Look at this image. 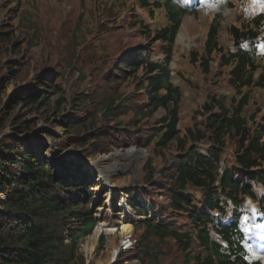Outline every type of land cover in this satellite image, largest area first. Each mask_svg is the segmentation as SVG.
<instances>
[{
  "label": "trees",
  "instance_id": "obj_1",
  "mask_svg": "<svg viewBox=\"0 0 264 264\" xmlns=\"http://www.w3.org/2000/svg\"><path fill=\"white\" fill-rule=\"evenodd\" d=\"M139 1L140 7L147 9L148 21L144 24L148 34L160 43L159 48L133 47L137 56H127L118 60L117 65L112 64L110 74L79 93L76 101H71L68 92L52 86V93L68 96L61 101L70 110L67 115L60 114L67 107L57 105L51 113L46 109L41 114L58 117L65 127V138L75 147H93V143L105 138V124L108 147L118 146L112 137L121 136L124 143L148 149L149 158L140 182L149 185L159 172L162 195L171 199L169 206L163 207L169 208L174 219L180 217L178 213L185 216L189 227L177 225L176 219L165 222L161 218L158 223L143 220V234L136 250L142 264H175L176 254V264H250L244 259L246 251L240 244L242 232L237 218L246 196L258 198L264 204V196L253 194L255 184L260 182L264 195V100L255 97L264 89V52L260 48L264 44V12L258 9L245 18L236 6L237 14L228 29V38L234 45L226 48L217 38L219 15H212L204 46L189 50L185 58L209 75L210 65L215 62L213 56H218L217 67L226 72L228 92L209 91L202 104L192 110L191 123L180 128L184 94L179 84L171 82L169 64L173 38L186 9L175 0H134L136 5L128 9L121 3L118 14L135 15ZM196 17L199 19V15ZM25 19L27 23L32 21L27 12ZM10 38H16L12 31L9 36H1L4 41ZM28 38L31 41L32 37ZM243 41L249 42V50L241 48ZM13 52L18 54L17 49ZM153 52L163 57L150 61ZM75 59L76 47L67 53L62 64L70 68L68 62ZM139 69L145 76L137 88L144 92L141 103L135 104L125 92L119 93V87ZM16 70L15 64L9 66L10 73ZM78 73L84 79L82 70L78 69ZM181 82L188 85L190 80L182 76ZM47 94L34 99H30L31 93L26 99L12 96L6 106L12 110V105L22 100L39 111L40 105L49 104ZM159 108L165 114L154 119ZM5 115L0 117V130L7 121ZM9 122L12 132L4 135L3 140L0 138V193L4 195L0 202V264H84L80 245L97 222L91 211L93 185L87 173L69 163L56 169L55 163L43 155V140L25 135L35 129V122L31 125L15 117ZM199 144L205 154L199 151ZM170 157L171 165L159 168ZM222 157L226 164L219 174L217 164ZM129 200L140 215L146 213L134 195L130 194ZM228 201L234 206L232 216L227 214ZM215 209L225 214V221L211 227L209 213ZM211 229L220 237H212ZM168 256L172 257L171 262Z\"/></svg>",
  "mask_w": 264,
  "mask_h": 264
},
{
  "label": "rangeland",
  "instance_id": "obj_2",
  "mask_svg": "<svg viewBox=\"0 0 264 264\" xmlns=\"http://www.w3.org/2000/svg\"><path fill=\"white\" fill-rule=\"evenodd\" d=\"M233 1L216 0L214 3L205 1L203 4L207 5L209 11L202 12L199 6L201 15L199 19L197 17L194 19L192 13L184 17V19L188 18L186 23L194 20L195 24L188 26L191 36L187 31L182 32L185 41L181 43V38L179 42L177 41L169 66L171 82L179 84L184 92L179 113L180 128L191 123L192 110L202 104L209 91L210 93L228 92L225 86L226 72L217 67L218 56H213L215 62L210 65L209 75L202 73L197 66L191 65L185 57L188 52L187 46H193L192 49L202 48L211 17L217 13H221L217 21L219 22L218 38L222 44H227L225 31L233 23L232 19L235 16L234 6H231ZM123 2L126 4V9L136 5L134 0H0V83H2L0 117L6 113L5 119H7L5 126L2 125V130H0V138L12 132V125L9 121L14 117L19 118L20 121H27L31 125L35 122V129L29 130L25 135L43 140L46 144L43 155L48 160L56 162V169L62 163H69L87 173V179L93 185L91 211L93 217L97 218V226L93 232L97 229L98 234L95 238H89L91 234L86 236L80 245L85 259L84 264H100L112 251L110 245L114 242L118 249H116L117 255L112 264H142L136 256V250L139 237L143 234V228L136 221L138 216L129 209L126 193L144 192L146 196L141 198L139 195L137 199L145 206L147 215L152 212L154 219L163 218L165 222L176 219L169 212L168 207L166 209L163 207L169 206L171 199L162 195L163 183L158 181L160 173L155 174L149 185L140 182L144 174L143 166L149 158L147 148L136 143H124L121 136L117 139L112 137L114 141H117L118 146L112 144L108 147L110 139L105 124L102 125L105 138L93 143V147L92 145L75 147L65 138L66 130L58 117L41 114L46 109H49L51 113L52 109H57V105L62 108L67 107V111L60 114L67 115L70 110L69 106L61 101L68 99V96L61 92L52 93V86L68 92V95L72 96L71 101H76L79 93L86 92L92 84H96L97 81L110 74L112 64L117 65L118 60H123L127 56H135L137 50L133 47H150L155 50L159 48L160 43L148 34L144 24L148 21L147 9L141 8L139 1V8L135 15L129 16L127 12L119 15L118 7ZM251 2L250 0H237L234 3L239 4L243 8L244 16L248 17L257 8ZM211 11L213 13L208 14ZM26 12L32 17L30 23L26 22ZM121 16H123L122 19ZM11 31L16 38H10L7 41L1 39L3 35L9 36ZM28 36L32 37L31 41ZM74 47H76L77 59L68 62L72 65L69 68L62 64V60ZM16 49L18 54L13 52ZM9 51L11 53H8ZM149 56L151 60L163 57L157 52ZM11 64H15L17 68L13 73L9 72ZM78 69L82 70L84 79L78 73ZM177 72L181 75H176ZM144 76L141 69L136 74L133 73L120 85L119 93L125 92L132 98L133 103L140 104L144 90L138 89L137 84ZM182 76L190 80L188 85L181 82ZM44 92L48 93L50 101L48 105H40L39 111L34 110L31 105L26 106L22 100L13 104L12 110L6 106L9 105L12 96L26 99L28 93H31L30 99H34L35 96L42 95ZM255 97L262 102L264 89L257 92ZM162 114H165V110L159 108L154 119ZM99 117L100 114H98ZM99 126H101L100 123ZM141 128L144 129L145 125ZM38 129L42 130L39 133L35 132ZM134 149L138 152H134ZM99 158L106 162L105 166L99 162L104 169L93 164ZM172 161L171 157L168 158V162H163L159 168L163 165L168 168ZM118 165L122 167L117 171ZM110 169H116V172L107 173ZM3 198L4 196L0 194V202ZM111 198L115 206L113 201H110ZM124 203L127 204L125 210ZM178 215L180 217L177 216V225L184 229L188 228L189 223L186 217L180 213ZM122 218L128 220L132 227V233L127 236L131 239V245L126 250L120 246L123 241L121 239H126L120 235ZM112 228L114 231H111ZM91 243L94 244L93 250L88 249ZM177 257L178 254L174 257L175 264L179 261V259L176 260ZM168 258L171 262L172 257L168 256ZM165 260L168 261V259ZM110 263L111 260L108 264Z\"/></svg>",
  "mask_w": 264,
  "mask_h": 264
},
{
  "label": "bare ground",
  "instance_id": "obj_3",
  "mask_svg": "<svg viewBox=\"0 0 264 264\" xmlns=\"http://www.w3.org/2000/svg\"><path fill=\"white\" fill-rule=\"evenodd\" d=\"M185 22L183 21V26H182V29L180 30V32L178 33V36H177V39L178 40H180V38L182 37V32L184 31V27H185ZM186 36V35H185ZM185 41V40H184ZM190 41H191V39H190ZM138 150V149H137ZM134 152H138V151H135V149L133 150ZM130 152H132V151H130ZM140 153V152H139ZM99 162H101V163H103V165L105 166L106 165V162H104L103 161V159L102 158H99L98 159V161H94V163L93 164H95L97 167H101V168H103L104 169V166L101 164V163H99ZM117 167H119V165L117 166ZM116 167V169H117V171L122 167V166H120L119 168H117ZM116 169H110V171H108L107 173H113V172H116ZM108 177V176H107ZM126 206H127V204H123V208H124V210L126 209ZM129 221L128 220H126L125 218H122L121 219V221H120V225H121V228H120V235L123 237H127L130 233H131V231H132V227L129 225ZM252 222H249V224H251ZM255 230H254V232H253V235L254 236H257V238L258 239H255L254 238V245H258L257 243H259L260 242V240H263V242H264V232L262 231V229H260V227H258L257 226V224L255 225V228H254ZM111 231H114V228H112L111 229ZM98 234V230L96 229L94 232H93V234H91L92 236H90L89 238H95L96 237V235ZM95 240V239H94ZM121 240H123V239H121ZM115 243V242H114ZM114 243H112V245H110V249L112 250L111 252H109V254L106 256V258L103 260V261H101L100 262V264H108L109 263V261L111 260L112 261V258L115 256V254H116V249H118L117 248V245L116 244H114ZM259 246V245H258ZM93 247H94V244L93 243H91L90 245H89V247H88V249L89 250H93ZM95 250V249H94ZM109 250V249H108ZM107 250V251H108ZM106 254H107V252H106Z\"/></svg>",
  "mask_w": 264,
  "mask_h": 264
},
{
  "label": "snow or ice",
  "instance_id": "obj_4",
  "mask_svg": "<svg viewBox=\"0 0 264 264\" xmlns=\"http://www.w3.org/2000/svg\"><path fill=\"white\" fill-rule=\"evenodd\" d=\"M253 4L254 6L259 7L262 12H264V4H261L259 0H253ZM260 48L261 51L264 52V44H261ZM258 227L264 228V224H260L258 225ZM239 231H242L245 234V237H248L251 234V228L246 223L243 224V226L239 229Z\"/></svg>",
  "mask_w": 264,
  "mask_h": 264
}]
</instances>
